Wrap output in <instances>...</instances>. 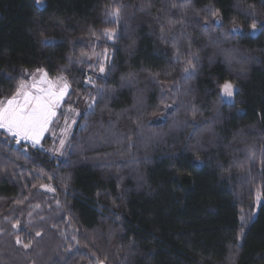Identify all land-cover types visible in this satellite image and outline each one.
<instances>
[{
    "label": "trees",
    "instance_id": "16d2710c",
    "mask_svg": "<svg viewBox=\"0 0 264 264\" xmlns=\"http://www.w3.org/2000/svg\"><path fill=\"white\" fill-rule=\"evenodd\" d=\"M43 1L0 0V101L38 68L96 99L60 159L0 134V264H264V0Z\"/></svg>",
    "mask_w": 264,
    "mask_h": 264
},
{
    "label": "snow or ice",
    "instance_id": "6c2138e0",
    "mask_svg": "<svg viewBox=\"0 0 264 264\" xmlns=\"http://www.w3.org/2000/svg\"><path fill=\"white\" fill-rule=\"evenodd\" d=\"M38 9L42 10L44 5L41 3V0H36ZM176 7L175 4L172 5ZM121 9L119 7L110 8L107 11V15L115 17L117 20L120 18ZM212 17L215 18L219 15L218 12H212ZM216 23H219V20H216ZM205 27L208 26V20L204 21ZM264 27V26H262ZM252 32L255 33L257 29V24L255 22L251 25ZM170 30V29H169ZM163 31V29H162ZM234 33L238 32L237 28L232 30ZM93 35H96L93 33ZM104 36L108 40L114 39L115 32L114 29H104ZM46 43V41H44ZM107 50L105 49V58ZM82 55H85L82 53ZM100 67L99 71L104 73V63L99 62ZM195 70V64L193 57H189L186 61V66L183 69L185 73V79L190 78L189 73ZM39 74V77L36 78V75ZM34 78L29 84L25 79H21L18 82V86L15 90V94L9 98L6 102L0 101V130L2 133L6 134L10 140L6 139L5 144L10 145L11 141H15L17 145H20L21 142L30 144L32 148L40 146L42 139H44L45 134L50 132L52 133L53 140H59L58 146H54L49 151H52L58 156H63L65 154L66 148V138L67 130L70 127L68 125V117L65 116V128L61 130V135L57 137L55 131H52L51 125L56 122L57 110L61 107L62 102L66 94H68V89L70 87L68 81L60 76L55 80L48 78V73L42 68L36 69L35 73L31 74ZM85 84H92L93 87H97V82L91 76L85 80ZM236 93L235 85L230 81H225L220 86V98L221 101H232ZM97 95H99V88ZM89 99L95 101V96H90ZM89 109L92 108V104L88 105ZM170 107V106H169ZM70 112H75V109L69 108ZM79 114V113H77ZM195 115V112L193 113ZM73 122H75L73 120ZM27 151V148H25ZM41 188H44L47 191H54L53 188L47 185H41ZM261 197L258 195L257 199ZM243 220L241 217V228L239 233L236 236V247L239 249V241L244 235ZM14 229L20 227V222L12 224ZM36 237L41 236V232L37 231L35 233ZM33 243V238L28 237L27 242H25L20 235L16 236V244L28 249ZM86 246V245H85ZM230 264H235V258L230 257ZM98 264H104V261H98Z\"/></svg>",
    "mask_w": 264,
    "mask_h": 264
},
{
    "label": "rangeland",
    "instance_id": "374dc122",
    "mask_svg": "<svg viewBox=\"0 0 264 264\" xmlns=\"http://www.w3.org/2000/svg\"><path fill=\"white\" fill-rule=\"evenodd\" d=\"M41 3L44 4V1L41 0ZM216 24H219V23H216ZM258 32H259V30L256 29L255 33H253L252 29H251L249 34H250V36L255 37L258 34ZM235 33H240V30L238 32H235ZM106 56H107V58H105V53H103L101 55L100 54L99 55H92L88 58V63L90 64V70H87L88 76L86 77V79L91 76L95 80L96 78L104 75L105 71H104V73H101L99 71V67H100L99 62L102 61L104 63V68H106L108 60H109V55L106 53ZM38 77H39V74L36 75V78H38ZM33 78L34 77L31 74L27 73V74H24L23 79H25L29 84H31V81ZM86 86L89 89L93 88L92 84H87ZM69 91H70V89H68V94H69ZM163 93L168 94V88H164ZM68 94H66L64 101L61 104V107L57 110L56 122L50 126L52 131H55L57 134V137H59L61 135V130L65 128V116L68 117L67 123H68V125H70V127L67 130L66 147H67L68 141H69L73 131L77 127L79 119L82 116L91 112L93 105L95 103V101L89 99L90 96H94L93 92H89V94L86 97H83V98L77 97L73 104H66V99H67ZM6 101L7 100H4V102H6ZM223 102L227 103V104H231L233 102V100L232 101L225 100ZM89 104H92L91 109H89V107H88ZM70 107L75 109V112H70L69 111ZM169 110L170 109L168 108L167 111H169ZM77 113H79V114H77ZM73 120L75 122H73ZM0 131H2V130H0ZM23 144L31 147L30 144H26L25 142H23ZM45 144H46L47 148H46ZM58 144H59V140L56 139L54 141L53 137H52V133L50 131V132L45 134V137H44V139H42L40 146H38L34 149H37V150L44 149L48 153H50L54 158L60 159L62 156H58V155L54 154L52 151H49V149H52L54 146H58ZM65 150H66V148H65ZM49 192H51V191H49Z\"/></svg>",
    "mask_w": 264,
    "mask_h": 264
},
{
    "label": "built area",
    "instance_id": "2783aa9c",
    "mask_svg": "<svg viewBox=\"0 0 264 264\" xmlns=\"http://www.w3.org/2000/svg\"><path fill=\"white\" fill-rule=\"evenodd\" d=\"M8 139L10 140L11 138H8ZM11 143H12L13 146H17V144L15 143V141H11ZM21 143H23V142H21Z\"/></svg>",
    "mask_w": 264,
    "mask_h": 264
}]
</instances>
